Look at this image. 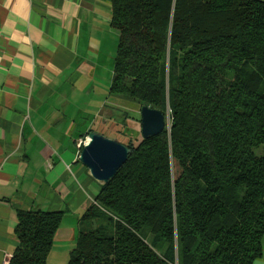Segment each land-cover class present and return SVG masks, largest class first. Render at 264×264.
<instances>
[{"label":"trees","instance_id":"trees-1","mask_svg":"<svg viewBox=\"0 0 264 264\" xmlns=\"http://www.w3.org/2000/svg\"><path fill=\"white\" fill-rule=\"evenodd\" d=\"M110 4L109 96L168 104L173 121L168 137L114 136L129 153L77 219L66 264H252L264 238V0ZM62 214L17 210L8 264H47Z\"/></svg>","mask_w":264,"mask_h":264},{"label":"crops","instance_id":"crops-1","mask_svg":"<svg viewBox=\"0 0 264 264\" xmlns=\"http://www.w3.org/2000/svg\"><path fill=\"white\" fill-rule=\"evenodd\" d=\"M117 40L110 0H0V264L19 209L63 211L53 241L74 244L102 185L78 155L106 117Z\"/></svg>","mask_w":264,"mask_h":264},{"label":"water","instance_id":"water-1","mask_svg":"<svg viewBox=\"0 0 264 264\" xmlns=\"http://www.w3.org/2000/svg\"><path fill=\"white\" fill-rule=\"evenodd\" d=\"M139 112L140 134L143 138L152 137L164 128L169 136L171 125L169 126L167 121L168 104L164 113L148 106H141ZM128 153V147L118 140L96 131H89L79 151L78 160L87 168L92 179L104 184L125 162Z\"/></svg>","mask_w":264,"mask_h":264},{"label":"rangeland","instance_id":"rangeland-1","mask_svg":"<svg viewBox=\"0 0 264 264\" xmlns=\"http://www.w3.org/2000/svg\"><path fill=\"white\" fill-rule=\"evenodd\" d=\"M113 61H114V57H113ZM108 91H109V89H108ZM106 102H107V106H106V109H104L105 111L103 114L106 117L105 118H103V116L101 117V118H103L102 119L103 121H101V120L96 121L95 122V128L97 129V131L96 130H92V131H96L100 134H103L104 136H107V137L113 138V139H115L114 136H116L118 134V136H120V138L124 139V140L126 139V138H124V136L126 137V132H127V134L136 133L137 134L136 138L139 139V137L141 135L140 134V125L138 124L137 120H134L130 117L131 116H137L140 120L139 109L141 106H138L135 103L125 101V100L119 101V102L114 101V99H112L109 96V94H108V97L106 98ZM118 104L122 105L123 107L118 106ZM125 113H128V116ZM125 116H127V118ZM99 124H101V125H99ZM111 131H114V132H111ZM163 131H166L165 128L163 129ZM167 137H168V133H167ZM83 139H84V137L81 135L80 142ZM170 176H171V181H173V172L172 171L170 173ZM172 185H174V184H172ZM173 195H174V192H173ZM73 245L74 244H71L69 249H68L67 244L65 245L64 242L54 240L52 242L51 248L49 250V252L51 251L50 256H49V261L53 262V264H66L67 260H68V253L71 250Z\"/></svg>","mask_w":264,"mask_h":264},{"label":"bare ground","instance_id":"bare-ground-1","mask_svg":"<svg viewBox=\"0 0 264 264\" xmlns=\"http://www.w3.org/2000/svg\"><path fill=\"white\" fill-rule=\"evenodd\" d=\"M172 120H173V116L171 114V112L169 111L167 113V121H168V125L170 126V124L172 123Z\"/></svg>","mask_w":264,"mask_h":264},{"label":"built area","instance_id":"built-area-1","mask_svg":"<svg viewBox=\"0 0 264 264\" xmlns=\"http://www.w3.org/2000/svg\"><path fill=\"white\" fill-rule=\"evenodd\" d=\"M81 142H82V141H81ZM81 142H80V143H81ZM9 257H10V256L5 255V258H4V260L2 261L1 264H8V262H9Z\"/></svg>","mask_w":264,"mask_h":264}]
</instances>
